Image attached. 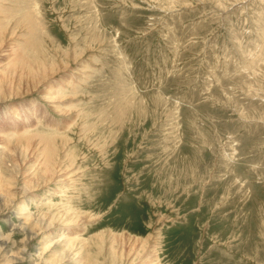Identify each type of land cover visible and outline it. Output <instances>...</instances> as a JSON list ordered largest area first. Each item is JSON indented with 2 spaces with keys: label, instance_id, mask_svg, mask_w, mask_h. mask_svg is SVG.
<instances>
[{
  "label": "rangeland",
  "instance_id": "1",
  "mask_svg": "<svg viewBox=\"0 0 264 264\" xmlns=\"http://www.w3.org/2000/svg\"><path fill=\"white\" fill-rule=\"evenodd\" d=\"M139 263L264 264V0H0V264Z\"/></svg>",
  "mask_w": 264,
  "mask_h": 264
},
{
  "label": "bare ground",
  "instance_id": "2",
  "mask_svg": "<svg viewBox=\"0 0 264 264\" xmlns=\"http://www.w3.org/2000/svg\"><path fill=\"white\" fill-rule=\"evenodd\" d=\"M37 166H38V165H37ZM46 167H47V166H46ZM47 169H48V168H47ZM51 174H52V173H51ZM40 203H42V202H40ZM40 203H39V204H40ZM139 264H140V263H139Z\"/></svg>",
  "mask_w": 264,
  "mask_h": 264
}]
</instances>
